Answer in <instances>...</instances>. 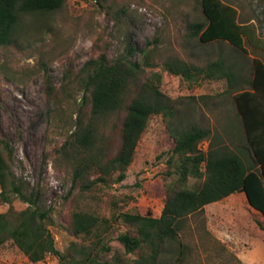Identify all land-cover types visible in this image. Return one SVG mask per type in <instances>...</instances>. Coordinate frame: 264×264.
I'll return each instance as SVG.
<instances>
[{
	"label": "rangeland",
	"instance_id": "rangeland-1",
	"mask_svg": "<svg viewBox=\"0 0 264 264\" xmlns=\"http://www.w3.org/2000/svg\"><path fill=\"white\" fill-rule=\"evenodd\" d=\"M222 1L238 10L239 22H254L264 38V0ZM205 22L201 0H68L56 12L24 17L13 43L0 46V136L15 148L13 171L19 182L29 189L38 182L44 185L46 204L54 216L50 229L61 252L81 242L67 229L76 209H89L108 219L115 212H152L159 218L167 186L177 178L170 161L171 131L190 124L212 131V102L218 115L233 107L232 95H224L226 80L193 83L168 73L165 62L182 60L199 66L222 58L241 65L242 73L249 76L253 59H264V51L248 44L246 55L228 42L202 44L198 37H191L190 27ZM130 47L135 49L132 56H128ZM102 53L109 59L129 57L141 63L148 59L147 74L162 75L161 90L174 101L176 114L170 128L162 115L153 119L123 182L98 186L83 197L78 189L73 192L72 176L58 153L75 131L84 99V91L67 83L66 74L77 73ZM210 140L199 147L207 151L219 143L215 136ZM196 183L190 179L191 185ZM11 207L20 211L27 205L19 200L12 206L0 205V213ZM205 215V231L193 230L189 236L192 251L187 264H264L260 216L240 202L234 204L232 196L206 206ZM125 230L115 225L108 240L112 248L108 258H133L126 256L117 239ZM177 255L175 247L168 248L162 264H174ZM0 264L32 263L9 243L0 250ZM38 264L61 263L49 256Z\"/></svg>",
	"mask_w": 264,
	"mask_h": 264
},
{
	"label": "trees",
	"instance_id": "trees-1",
	"mask_svg": "<svg viewBox=\"0 0 264 264\" xmlns=\"http://www.w3.org/2000/svg\"><path fill=\"white\" fill-rule=\"evenodd\" d=\"M67 1L0 0V46L13 43L24 17L56 12ZM201 7L206 22L193 24L191 37H198L202 44L228 42L246 55L245 44L264 51V38L258 27L254 22H239L236 8L222 0H201ZM134 51L130 47L128 56ZM163 67L171 75L197 84L227 81L224 95H232L259 171L247 168L235 153L220 154L214 145L208 151L201 149L199 146L211 138L206 126L190 124L174 129L170 161L177 178L167 186L161 216L157 218L152 212H115L108 219L89 209H76L67 229L81 242H74L66 252H61L50 229L54 216L52 207L46 204L44 185L38 182L29 189L19 182L13 171L15 148L0 136V205L12 206L17 200L27 205L20 211L11 207L0 213V250L11 243L32 264L49 256H55L61 264H162L168 248L175 247L178 255L174 264H187L192 251L189 236L193 230L200 233L201 228L206 229V206L245 194L250 207L264 216V157L258 151L252 130L257 110L264 116V63L254 58L249 76L237 72V67L226 66L221 58L199 66L176 60L165 62ZM146 68H151L148 59L144 63L129 57L109 59L102 53L77 73L67 72V83L83 90L84 99L75 131L58 153L72 176L73 192L78 189L80 196L127 178L136 149L154 118L162 115L167 127H171L176 114L174 101L161 90L162 75H148ZM245 83L248 88L243 86ZM190 179L199 183L191 185ZM117 224L126 228L117 239L126 256L133 258L107 256L112 252L109 236Z\"/></svg>",
	"mask_w": 264,
	"mask_h": 264
},
{
	"label": "crops",
	"instance_id": "crops-1",
	"mask_svg": "<svg viewBox=\"0 0 264 264\" xmlns=\"http://www.w3.org/2000/svg\"><path fill=\"white\" fill-rule=\"evenodd\" d=\"M259 59H261V61L264 63V59ZM225 63L226 66L236 67L235 63H228L226 61ZM237 66V72H242L241 65L238 64ZM238 82L242 81L238 80ZM243 86L246 88L249 87V85L246 83ZM233 104V107H229V110L226 108L222 115H218L213 109L214 102H212V113L214 115V118L212 119L213 128L212 131L211 129L210 131L211 136H215L219 140V143L214 146V149L217 150L220 154H237L241 157L247 168L252 169L254 172H258L260 169V165H258L252 152L247 146V139L243 123L241 118L238 116L234 101ZM213 120L216 121L214 122ZM252 130L254 140L256 141V144L258 146V151H260V154L262 155V157H264V116L263 112H261L260 110H257V113L254 114V117L252 119ZM232 197L234 199V204L240 202V204H243V206L247 207L251 213L260 216L262 218V221H264V216L260 212L250 207L245 194L232 195Z\"/></svg>",
	"mask_w": 264,
	"mask_h": 264
}]
</instances>
